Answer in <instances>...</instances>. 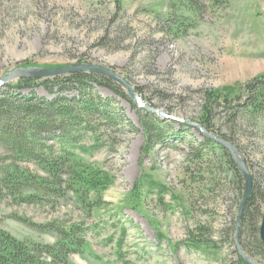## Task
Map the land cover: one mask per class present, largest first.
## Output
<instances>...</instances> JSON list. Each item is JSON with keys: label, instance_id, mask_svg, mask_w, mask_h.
I'll return each mask as SVG.
<instances>
[{"label": "rangeland", "instance_id": "374dc122", "mask_svg": "<svg viewBox=\"0 0 264 264\" xmlns=\"http://www.w3.org/2000/svg\"><path fill=\"white\" fill-rule=\"evenodd\" d=\"M71 65L113 70L138 100L117 83L122 97L94 85L123 123L92 120L96 135L78 131L72 149L65 137L46 141L62 167L57 178L0 144V229L30 246L56 245L51 229H77L87 246L67 264H240L235 224L245 180L186 123L200 125L207 92L241 97L230 111L214 105V135L231 137L246 160L264 216V113L230 117L247 102L245 86L264 77V0H0V83L18 69ZM147 114L167 135L148 154ZM16 169L45 181H6ZM73 169L104 172L112 183L95 193L75 184ZM261 224L259 232L240 228L239 237L257 264Z\"/></svg>", "mask_w": 264, "mask_h": 264}, {"label": "trees", "instance_id": "16d2710c", "mask_svg": "<svg viewBox=\"0 0 264 264\" xmlns=\"http://www.w3.org/2000/svg\"><path fill=\"white\" fill-rule=\"evenodd\" d=\"M94 85L105 87L114 94L123 96L121 88L108 78L82 73L43 81L23 79L15 85L7 86L0 91V144L13 153L14 159L16 158L18 161L23 159L38 164L50 176L57 178L62 167L53 163L52 151L47 148L46 141L52 137L61 141L65 137L66 147L71 148L76 143L77 137L74 134L78 131L96 135V130L92 126V120L96 118L104 120L109 125L116 126L123 123L122 116L112 109L111 104L94 93ZM37 87H42L55 98L47 100L38 97L35 90ZM245 89L248 91L247 102L239 103L234 107L235 112L230 113L232 119L239 112L251 115L264 113V77L253 80L245 86ZM25 91L29 92L28 96L21 94ZM73 91H76L77 95L68 96ZM230 97L231 93L223 95L216 91L205 94V111L199 123L206 131L215 134V125L212 123L216 110L214 105L221 104L222 107L229 108L227 111H230L234 101H241L239 95L233 99ZM149 116L147 114L142 118V125L148 132L149 144L144 148L146 154L150 152V143L154 141V138H158L160 142L167 139V135L162 133L157 124L158 120ZM59 133H62V137L57 136ZM175 136L179 137L181 134ZM220 137L233 144L231 137L228 138L227 135H220ZM203 139L204 143L201 146L207 148L209 152L220 150L226 159V164L235 171L239 182H241L242 175L230 153L210 139L206 137ZM233 145L235 146V144ZM83 150L90 152L92 148H83ZM18 170L14 171V175L7 174L6 181L18 184L23 183L21 179L32 184H42L41 182L45 181L41 177H35L24 171L19 173ZM72 172L75 184H82L95 193L105 192L112 183L108 175L98 170L79 171L73 169ZM151 185L156 186L160 193H167L166 187L155 183H151ZM262 217L253 186L251 198L241 219L242 233L246 228H252L253 225L259 232ZM51 231L60 235V240L56 245L30 246L0 229V264H67L72 255L82 253L87 246L83 234H79L75 228L68 231L55 228ZM258 243L264 250V244L260 240ZM239 261L240 264H247L242 258Z\"/></svg>", "mask_w": 264, "mask_h": 264}, {"label": "water", "instance_id": "95a60500", "mask_svg": "<svg viewBox=\"0 0 264 264\" xmlns=\"http://www.w3.org/2000/svg\"><path fill=\"white\" fill-rule=\"evenodd\" d=\"M82 73V74H89V75H96V76H102L106 77L109 80L121 85L129 94V96L134 100L137 101V96L135 94V89L132 86V84L126 80L125 78L118 75L116 72H114L111 69L100 67V66H93V65H71L59 69H44V68H38V69H18L14 71L13 73L7 75L4 80L0 83V87L5 85L6 83H9L16 77L24 78V79H36V80H46V79H53L57 77L62 76H70L73 74ZM164 118H168L172 121L177 122H183L180 119H176L175 117L168 116L166 113L161 114ZM187 125H194L195 128L199 129L201 133L204 135V137L210 139L214 143L220 145L224 149H226L230 155L232 156L238 170L242 174L244 180H245V192L243 196L242 203L239 207V212L236 218V239H237V245L240 252V255L242 259L247 264H257L252 259H250L244 251L240 248V228H241V219L244 214L246 205L248 201L251 198L252 191H253V178L252 175L248 169L246 160L242 157L239 149L235 147L233 144L229 143L228 141L206 131L202 126L195 125L191 123H186ZM260 239L261 242L264 244V216L262 218V224L260 227Z\"/></svg>", "mask_w": 264, "mask_h": 264}, {"label": "bare ground", "instance_id": "6f19581e", "mask_svg": "<svg viewBox=\"0 0 264 264\" xmlns=\"http://www.w3.org/2000/svg\"><path fill=\"white\" fill-rule=\"evenodd\" d=\"M242 175V174H241ZM243 177V176H242Z\"/></svg>", "mask_w": 264, "mask_h": 264}]
</instances>
